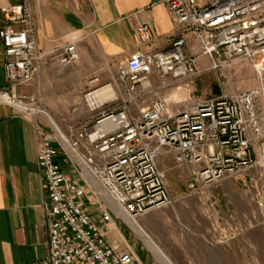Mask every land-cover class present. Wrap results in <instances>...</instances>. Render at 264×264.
<instances>
[{"label":"built area","instance_id":"1","mask_svg":"<svg viewBox=\"0 0 264 264\" xmlns=\"http://www.w3.org/2000/svg\"><path fill=\"white\" fill-rule=\"evenodd\" d=\"M179 34L165 51L138 49L117 65L112 81L84 92L92 124L65 123L67 131L53 124L38 92H19L37 81L44 54L34 37L30 0L2 9L6 24L0 28L5 77L0 101L35 117L38 165L44 189L47 255L42 264H135L137 255L124 240L111 241L115 223L110 209L94 217L85 203L92 188L88 181L71 178L60 162L64 156L96 180L108 197L132 221L174 202L167 174L158 165L162 153H172L179 164L192 162L193 180L205 186L257 164L254 143L262 136L261 101H264V0H164ZM139 42L154 39L148 22L134 29ZM196 43V45L194 44ZM206 57L213 68L248 61L256 69L259 86L240 92H222L170 112L166 100L155 99L133 114V101L150 90L153 74L186 79L199 73ZM61 68L80 58L75 42L54 57ZM100 90L103 97L96 93ZM8 95L13 102L3 99ZM110 105H118L109 109ZM42 115L46 116L44 120ZM93 195L98 192L92 191ZM100 195V194H99Z\"/></svg>","mask_w":264,"mask_h":264},{"label":"crops","instance_id":"2","mask_svg":"<svg viewBox=\"0 0 264 264\" xmlns=\"http://www.w3.org/2000/svg\"><path fill=\"white\" fill-rule=\"evenodd\" d=\"M24 1L0 0V28L6 24L2 9ZM30 3L34 37L44 58L37 81L18 90L21 94L38 92L45 109L71 123L91 114L83 95L87 83L96 86L90 79L98 77L100 83L110 82L117 75L118 63L135 51H165L179 36L164 0H30ZM141 22L152 26L154 39L149 44L139 42L135 35L134 29ZM70 42H75L80 58L61 68L54 57ZM4 63L0 40V90L9 86ZM36 134L35 117L0 101V264H42L47 255L45 193ZM60 162L71 178L85 183L64 156ZM83 174L92 191L98 192L102 199L109 198L96 180L87 172ZM92 191L88 195L91 201L87 199L85 205L98 217L100 206L94 205L97 200ZM112 227L109 238L118 241L122 233L116 220ZM135 264L145 263L137 255Z\"/></svg>","mask_w":264,"mask_h":264},{"label":"rangeland","instance_id":"3","mask_svg":"<svg viewBox=\"0 0 264 264\" xmlns=\"http://www.w3.org/2000/svg\"><path fill=\"white\" fill-rule=\"evenodd\" d=\"M200 64L199 73L186 79L153 74L150 90L133 101L132 113L139 114L158 98L166 100L170 112H176L222 92H240L259 86L256 69L248 61L213 68L203 57ZM116 107L118 105H110L109 109ZM260 107L263 132L254 143L257 164L253 167L209 186L198 181L192 187V170L197 165L192 162L179 164L174 154L162 153L158 165L167 174V187L174 202L138 218V224L109 198L95 195L94 205L100 206V212L104 207L112 211L122 233L118 239L124 240V247L145 264H264V101ZM96 116L87 114L83 121L92 124ZM53 117L61 132H66L61 117ZM42 118L47 119L44 115ZM75 169L86 182L82 170ZM139 225L172 263L158 257L147 243L148 239L135 229Z\"/></svg>","mask_w":264,"mask_h":264},{"label":"bare ground","instance_id":"4","mask_svg":"<svg viewBox=\"0 0 264 264\" xmlns=\"http://www.w3.org/2000/svg\"><path fill=\"white\" fill-rule=\"evenodd\" d=\"M104 91L103 90H100L96 93V95H98V97H103L101 95V93H103ZM3 99L6 100V101H11L13 102L12 99H10V97H8V95H3ZM15 105L19 108V109H22V110H26V106L23 105V104H20V103H15ZM50 120L53 122L54 125H56L57 127L58 126V123L56 122L55 118L50 116ZM135 222L136 224H138V221H133ZM137 226V225H136ZM135 229L144 237H146L147 239V243L150 244V246H152L151 248L157 252V255L159 258L161 259H165L167 261H169L170 263H172L171 259L168 257V255L157 245V243L148 235V233L139 225L138 227H135ZM173 264V263H172Z\"/></svg>","mask_w":264,"mask_h":264}]
</instances>
